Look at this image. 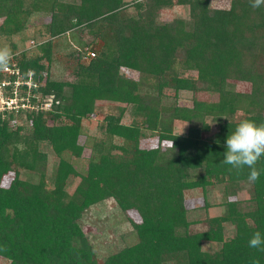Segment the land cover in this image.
Wrapping results in <instances>:
<instances>
[{"label":"trees","instance_id":"1","mask_svg":"<svg viewBox=\"0 0 264 264\" xmlns=\"http://www.w3.org/2000/svg\"><path fill=\"white\" fill-rule=\"evenodd\" d=\"M212 1L0 0V37L19 38L10 63L25 78L33 71L37 83L34 108L0 111V260L264 264V252L248 246L254 232L264 234V172L250 183L248 167L237 174L222 163L226 139L241 121L264 123V6ZM176 5L188 6V15L163 19ZM41 18L46 38L35 36V50H20ZM61 45L70 59L77 55L70 78L53 73ZM89 50L96 55L86 61ZM169 91L176 99L181 91L215 98L164 105ZM103 104H120L119 112L105 115L101 135L84 133L83 121ZM127 107L131 123L123 121ZM210 118L218 120L216 131ZM177 121L187 123L184 133ZM151 140L157 145H144ZM256 168L264 169V157ZM246 189L249 196L240 198ZM192 190L204 198L203 219L190 217ZM110 198L119 209L112 226L126 219L137 241L101 248L100 261L84 227L88 212ZM216 207L224 212L214 214Z\"/></svg>","mask_w":264,"mask_h":264},{"label":"rangeland","instance_id":"2","mask_svg":"<svg viewBox=\"0 0 264 264\" xmlns=\"http://www.w3.org/2000/svg\"><path fill=\"white\" fill-rule=\"evenodd\" d=\"M131 3L134 2V0H128ZM212 4L215 6H221V7H227L229 5L228 0H213ZM189 12V7L188 6H180L176 5L174 8L169 9L164 12L163 14V19H173L175 17L179 16H186L188 15ZM130 13H135L134 8L130 10ZM46 19H39L33 25L31 26V30L26 32L27 37H32L28 43H22L21 49H27V50H35L36 49V43L38 42L37 39H35V36H39L38 38L40 40L41 36H44V33H39L40 31H44V22ZM1 23V21H0ZM71 37V35H70ZM46 36L43 37L45 39ZM18 41L19 38H8L5 36L0 37V48L8 46L11 48L13 51V46L12 43L14 41ZM63 44V43H62ZM77 49L82 48L83 42H77L76 44ZM68 48H65L63 45H61V50L57 52V58L59 59V63L55 64L53 66V73L55 76H62L66 74V77H72V69L75 67L77 63V55L75 58H69V51L65 50ZM68 51V53H67ZM60 61L63 63L69 61V66L66 68L65 63L61 64ZM181 74L183 76L187 75H195V72L192 71H181ZM237 88L239 90H247L249 89V85L245 83H237ZM168 93L169 96L164 97L162 103L164 105H170L178 102L181 105H192L193 103V98L197 96L200 99L204 100H210L214 99L215 95L210 94L209 92H200L197 95H195L191 91H181L178 94V98L176 99L175 92L169 91ZM120 104H103L102 106L98 107L97 113L92 116V118H87L83 121V131L84 133L91 134V135H101V129L99 128V124L102 121V119L105 117L107 113H118L119 112V107ZM133 119L130 107H127V111L124 115L123 121L125 123H131ZM210 123L213 127V131H216L219 127L218 120L216 118H210ZM27 125V124H25ZM187 129V123L184 122H176V130L178 133H184ZM211 134V133H210ZM145 146L148 147H153L157 145L156 140H151L147 141L144 143ZM89 151L85 153V156L81 160V163H86V157L88 155ZM80 163V165H81ZM77 182V179L71 178L69 182V189L72 190ZM188 194V201H190V206H192L194 209H192L190 217L192 219H203L207 215V211L205 208L202 206L204 204V198L202 196V193L198 190H192L187 193ZM249 196V190L246 189L242 192H240L239 197L240 198H245ZM212 212L214 214L216 213H223L224 208H214L212 209ZM119 215V209L117 207V203L114 199L110 198L107 199L106 202L103 205H96L91 211L88 212L86 215V220L87 222L85 223V231L88 234L89 238L92 240H95L97 242V245L100 247V261H103V254L104 250L101 248L105 249L108 245L112 246H118L122 243H134L137 241V235L133 230V227L131 223H129L126 219L123 221H120L121 223L117 226H112V222L116 221L118 219ZM131 215L139 220V215L136 212H131ZM110 218H113V220H110V223L108 224L107 222H102L109 220ZM99 220V223H96ZM104 225H110L111 226L107 230H103L101 227ZM100 245H99V244ZM8 261L5 259L0 260V264H7ZM169 264H174V263H169Z\"/></svg>","mask_w":264,"mask_h":264},{"label":"clouds","instance_id":"3","mask_svg":"<svg viewBox=\"0 0 264 264\" xmlns=\"http://www.w3.org/2000/svg\"><path fill=\"white\" fill-rule=\"evenodd\" d=\"M252 8L264 6V0H250ZM12 50L5 46L0 48V70L6 69L12 60ZM226 152L223 164L230 165L239 174L248 167V181L255 183L260 179L264 169H257L256 164L264 157V123L257 124L252 120L241 121L226 139ZM252 249L264 252V234L260 231L253 233L248 242ZM252 264H260L258 258L252 259Z\"/></svg>","mask_w":264,"mask_h":264},{"label":"built area","instance_id":"4","mask_svg":"<svg viewBox=\"0 0 264 264\" xmlns=\"http://www.w3.org/2000/svg\"><path fill=\"white\" fill-rule=\"evenodd\" d=\"M96 52L89 50L83 57L88 61L95 57ZM34 72L29 73V78H25L20 68L17 66L15 60L9 66L0 70V111H15L34 108L31 102L30 91L37 83L33 81ZM27 86V94L22 91V87ZM50 103L45 104L43 107H49Z\"/></svg>","mask_w":264,"mask_h":264}]
</instances>
